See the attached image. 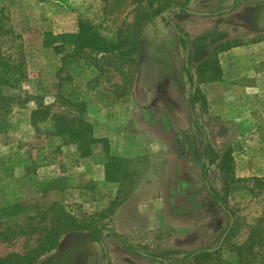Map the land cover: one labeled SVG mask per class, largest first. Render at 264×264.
<instances>
[{
	"label": "rangeland",
	"instance_id": "rangeland-1",
	"mask_svg": "<svg viewBox=\"0 0 264 264\" xmlns=\"http://www.w3.org/2000/svg\"><path fill=\"white\" fill-rule=\"evenodd\" d=\"M174 1L186 10L165 14L189 40L188 66L200 92L194 119L218 153L230 150L228 176L215 163L208 179L226 192L231 214L214 204L201 179L203 138L189 111L195 86L186 77L176 33L161 15L142 28L134 72L127 65L122 72L103 66L79 80L69 104L57 88L56 61L32 67L41 58H29L31 48L35 53L45 30L75 32L80 18L111 32L133 21L136 4L112 13L103 0H32L26 9L14 0L9 13H0V55L19 67L17 85L0 89L14 97L0 102V232L16 225L22 230L10 242L0 240V257L33 249L50 221L43 208L58 201L79 220L92 215L109 229L103 236L107 255L87 232L71 231L35 264H165L202 247L218 253L186 264H237L223 237L231 229L230 242H242L264 207V0ZM211 60L220 69L214 80L211 62L207 72L201 66ZM35 100L52 113L82 112L94 138L87 156H78L66 136L47 133L44 124L33 127Z\"/></svg>",
	"mask_w": 264,
	"mask_h": 264
},
{
	"label": "trees",
	"instance_id": "trees-1",
	"mask_svg": "<svg viewBox=\"0 0 264 264\" xmlns=\"http://www.w3.org/2000/svg\"><path fill=\"white\" fill-rule=\"evenodd\" d=\"M44 1L34 0V5H38ZM103 1L106 6L111 3L110 12L112 13L130 3H135L133 21L131 23H125V26H117L111 32L104 33L98 23L86 18H80L77 23V30L73 33L54 34L49 30H45L37 49H35V53L33 48H31L28 54L29 58H41L40 61L34 60L32 62V67L34 68L47 66L49 62L56 61L57 67L54 75L57 80V88L59 94L66 100H69V104L70 99L68 97H77L75 90L79 86V80L86 78L87 75H91L97 70H103V66L112 67L122 72L124 66L127 65L134 72L141 55L142 28L153 17L158 15H161V19L166 25L173 27L178 43L182 47L187 59L184 64L186 77L191 85L195 86L193 73L188 66L191 52L189 40L170 21L169 17L163 14L174 8L185 11L186 9L180 2L174 0H158L156 5L150 4L148 7H145L140 5L142 0ZM14 4V0H0V13H9L11 6ZM31 4L32 0H21L17 4V8L21 9L23 7V9H26ZM235 6L236 2L230 10ZM222 46H225L223 47L224 49L229 48V45L222 44ZM214 61H205L201 65L203 72H207V62H211L213 75L210 78L212 80L219 78L220 74L218 65L212 63ZM43 62L48 64L45 65ZM17 69L19 67L16 64L0 55V89L4 87L7 91L9 88L17 85ZM131 73L126 74L128 84L131 83L133 77ZM86 97L87 94L82 92V98L80 99L84 100ZM13 98L12 95L2 93L0 90V102L7 103L13 100ZM199 101L200 92L198 87L195 86L189 95V111L195 127L203 138V148L201 154H198V159L201 160V179L206 186L208 196L214 204L222 210H225L228 214H231L225 207L226 192L220 194L216 189L211 187L208 179V167L215 163L224 171L225 178L228 176L230 171V150L227 149L222 154L218 153L201 131L199 124L193 116L194 107ZM35 104L36 108L30 113L31 123L35 129H38V124H44L48 131L47 133L55 136H66L68 141L76 145L78 156L84 157L90 153L89 146L94 141V138L89 133L91 126L85 123L81 117V111L69 110L70 113L68 111L65 113H52L50 111L51 106L45 105L41 100H35ZM78 105L83 107L84 103L81 102ZM108 172H105V174L109 175ZM107 177L108 180H117L110 175ZM42 211L43 216L50 215V221L48 225H44L41 228V237H38L37 245L25 254L9 253L4 257H0V264H35L44 253L56 246L61 235L71 231L87 232V240L98 243L106 257L107 253L103 236L109 229L104 225L95 224L93 222L94 216L86 217L84 215L83 219L79 220L58 201H52ZM21 230V227L18 225L15 228L6 226L0 232V240L10 242L20 234ZM231 231L230 229L223 237L222 244H227V247L236 254L237 264H264V207L257 220L249 226L248 233L242 242L231 243ZM111 233L118 239L124 249L135 252L134 247L123 240L118 233L115 231H111ZM217 253L218 249L202 247L185 255L178 262L166 261L165 264H186L189 260L202 262L212 259Z\"/></svg>",
	"mask_w": 264,
	"mask_h": 264
},
{
	"label": "crops",
	"instance_id": "crops-1",
	"mask_svg": "<svg viewBox=\"0 0 264 264\" xmlns=\"http://www.w3.org/2000/svg\"><path fill=\"white\" fill-rule=\"evenodd\" d=\"M260 87H261V86H260V85H258V88H257L256 90H258V91H259V90H260Z\"/></svg>",
	"mask_w": 264,
	"mask_h": 264
},
{
	"label": "water",
	"instance_id": "water-1",
	"mask_svg": "<svg viewBox=\"0 0 264 264\" xmlns=\"http://www.w3.org/2000/svg\"><path fill=\"white\" fill-rule=\"evenodd\" d=\"M165 14V13H164Z\"/></svg>",
	"mask_w": 264,
	"mask_h": 264
}]
</instances>
